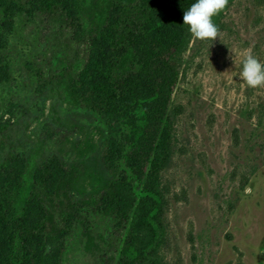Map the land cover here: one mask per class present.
Returning a JSON list of instances; mask_svg holds the SVG:
<instances>
[{
  "label": "rangeland",
  "instance_id": "374dc122",
  "mask_svg": "<svg viewBox=\"0 0 264 264\" xmlns=\"http://www.w3.org/2000/svg\"><path fill=\"white\" fill-rule=\"evenodd\" d=\"M3 3L7 6L5 11L0 8V124L18 123V128L13 126L16 163L6 167L0 159V183L9 194L18 189L17 208L21 210L32 192V174L41 164L68 170L75 163L81 165L80 181L85 188L84 196H76V219L81 211L89 215L86 211L91 209L85 208L83 200L94 194L98 200L95 189L111 176L122 178L136 197L134 214L140 202L147 204L152 198L146 193L147 176L125 158L139 139L134 133L147 123L156 151L163 131L160 116L156 111L138 110L131 96L118 101L116 109L122 113L113 111L110 116L73 104L63 87L84 63L86 43L72 51L60 22L48 19L47 14L31 18L35 29L23 43L14 31L16 1ZM136 5L129 0H85L83 25L91 31L90 17L94 16L102 20V27L111 10L122 19H137ZM14 46L17 59L8 53ZM245 52L264 62V0H234L218 37L210 42L194 36L184 55L186 65L167 111L176 139L158 188L166 202L164 264H264V86L249 87L239 76ZM33 64L43 66V82H36ZM147 115L152 118L149 122ZM23 123H27L24 129ZM107 217L112 232L116 226ZM134 255L131 247L127 260ZM3 258L0 249V264ZM91 261L83 256L69 264Z\"/></svg>",
  "mask_w": 264,
  "mask_h": 264
},
{
  "label": "trees",
  "instance_id": "16d2710c",
  "mask_svg": "<svg viewBox=\"0 0 264 264\" xmlns=\"http://www.w3.org/2000/svg\"><path fill=\"white\" fill-rule=\"evenodd\" d=\"M3 1L0 0V8L5 11L7 5ZM15 1L18 20L14 31L23 43L35 29L31 18L43 14L60 22L61 31L70 37L72 51L86 43L84 63L74 77L66 79L63 87L73 104H84L94 112L110 116L113 111L122 113L116 109L118 101L131 96L138 102V110L156 111L163 131L156 142V151L153 130L148 123L137 133L133 131L139 139L125 159L133 169L147 176L146 193L152 198L147 204L140 202L134 214L136 197L122 178L111 176L103 179V185L95 189L98 200L95 194L83 200L85 208L91 209L86 211L89 215L81 211L80 218L76 219L75 209L79 197L85 195V188L80 181L81 165L75 163L68 170L63 166L41 164L39 171L32 174V192L21 210L17 208L18 189L9 194L0 183V249L4 251V264H69L83 256L92 258L90 264H164L161 252L166 245V228L162 214L166 202L158 188L176 139L174 122L167 111L171 109L172 94L186 65L184 55L194 37L183 25V11L191 1L129 0L137 2V19H122L111 10L102 27V20L90 17L91 31L90 27H84L81 18L85 0ZM233 2L228 0L225 9L213 18L219 30ZM0 19L2 21L3 17ZM93 26H97L95 35H92ZM103 46L104 53L100 55ZM17 49L14 46L8 52L14 53L15 59L18 58ZM19 65L22 68L21 63ZM33 65L36 82H43V66ZM24 67L28 72L29 65L25 61ZM145 119L152 120L150 115ZM17 124H0L3 152L0 159L6 167L16 163V147L12 140ZM26 126L27 123H23L21 128ZM108 150L112 154L113 144ZM108 160L111 168L113 164ZM104 215L114 220L116 229L112 232L109 231L110 221L106 223ZM51 243H58V246L52 247ZM131 247L135 255L127 260L126 254Z\"/></svg>",
  "mask_w": 264,
  "mask_h": 264
},
{
  "label": "clouds",
  "instance_id": "9594fccd",
  "mask_svg": "<svg viewBox=\"0 0 264 264\" xmlns=\"http://www.w3.org/2000/svg\"><path fill=\"white\" fill-rule=\"evenodd\" d=\"M228 0H192L183 11V25L198 39L213 42L219 33L214 17L225 9ZM239 76L249 87L264 86V62L245 52Z\"/></svg>",
  "mask_w": 264,
  "mask_h": 264
}]
</instances>
